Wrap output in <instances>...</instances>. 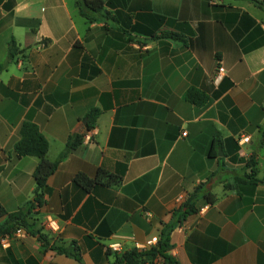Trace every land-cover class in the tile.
<instances>
[{"label":"crops","instance_id":"obj_1","mask_svg":"<svg viewBox=\"0 0 264 264\" xmlns=\"http://www.w3.org/2000/svg\"><path fill=\"white\" fill-rule=\"evenodd\" d=\"M104 1L88 20L78 0H0L1 205L16 211L38 189L39 158L15 151L24 122L59 159L30 219L47 246L21 229L0 238V264H126L170 225L175 264H264V0ZM72 135L81 144L60 158ZM74 244L81 263L57 249Z\"/></svg>","mask_w":264,"mask_h":264},{"label":"trees","instance_id":"obj_2","mask_svg":"<svg viewBox=\"0 0 264 264\" xmlns=\"http://www.w3.org/2000/svg\"><path fill=\"white\" fill-rule=\"evenodd\" d=\"M78 7L80 9L81 14L86 17L88 20L95 19L94 14H102L107 2L104 0H78ZM18 52L16 43L12 41L9 45V57H13ZM185 97L190 102L197 105H204L208 96L195 88L189 89ZM98 116V110L94 109L88 114V127H92L95 123L96 118ZM21 138L15 145V151L18 157L27 156V155H35L39 158L38 165L34 172V178L37 183V192L33 198L26 206L13 211L8 212L0 203V216L6 215V220L0 223V238L6 236H12L19 229H26L28 232L32 234H37L38 238L42 242L43 245L47 246L48 240L47 237L40 233L38 229L36 232L30 229V219L32 218L31 214L36 211L37 208L42 206V192L43 188L46 185L47 178L50 174L54 172L58 165V160L51 161L47 157L48 153V140L44 136V134L40 131L37 124L33 122H24L20 129ZM82 142V136L80 135H72L69 137L67 142V147L65 151L62 153L60 158L64 157L68 152L72 149L78 147ZM247 166L251 169L250 173H248V178L253 179L256 175V168L253 161L249 162ZM75 182H80L85 184L86 186L90 185L91 180L88 178L78 175L74 179ZM202 185L194 188L192 193H190L188 200L180 207V211H182V215L180 217V221L186 217V215L195 212L194 203L200 198V193ZM205 197L208 200H211L213 194L206 193ZM33 219V218H32ZM173 227L166 226L161 234V237L156 245L152 246L147 250H138L134 248L130 251L125 252L119 259L126 264H144L149 262L150 264H154L157 259H161L163 264L173 263L172 257L168 255V251L171 248L170 243V233ZM58 251L67 253L74 258H76L81 263V255L79 252V248L77 245H73L72 251H68L66 248L57 247Z\"/></svg>","mask_w":264,"mask_h":264},{"label":"built area","instance_id":"obj_3","mask_svg":"<svg viewBox=\"0 0 264 264\" xmlns=\"http://www.w3.org/2000/svg\"><path fill=\"white\" fill-rule=\"evenodd\" d=\"M225 72V68L223 66H220L219 67V72H218V75H217V79L221 78L222 74ZM186 132H183V135H185ZM250 140V137L248 135H241L240 138H239V142L240 143H245V142H248ZM263 147H264V144H263ZM207 206L205 205L202 210H204ZM46 225L49 227V229L53 230V231H57L59 229V225L57 224V222L54 220V219H49L46 223ZM19 231H21V229L17 230L16 233H18ZM157 242H153L151 245L154 246L156 245ZM136 248L138 250H147L149 249L148 246L146 245H142V244H136ZM151 246V247H152ZM150 247V248H151ZM111 249L114 250V251H120L121 250V246L120 244L116 243V244H113L111 245Z\"/></svg>","mask_w":264,"mask_h":264}]
</instances>
